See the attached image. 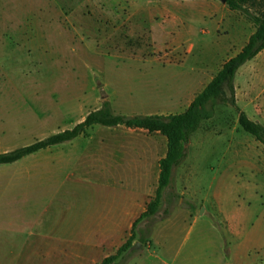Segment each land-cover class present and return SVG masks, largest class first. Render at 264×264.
<instances>
[{
    "label": "rangeland",
    "instance_id": "1",
    "mask_svg": "<svg viewBox=\"0 0 264 264\" xmlns=\"http://www.w3.org/2000/svg\"><path fill=\"white\" fill-rule=\"evenodd\" d=\"M219 4L0 0V153L61 131L48 126L72 129L104 96L116 115L184 112L168 101L214 77L254 33L249 15L264 11V0L242 11ZM222 89L224 102L208 105L211 118L190 136L150 218L173 208L195 216L178 235L186 233L184 249L196 251L199 264H264V146L238 124L243 113L264 128V50ZM99 127L90 130L94 137ZM50 154L0 165V264H37L19 255L32 245V231L8 224L20 223V204L34 201L37 187L63 177Z\"/></svg>",
    "mask_w": 264,
    "mask_h": 264
},
{
    "label": "crops",
    "instance_id": "2",
    "mask_svg": "<svg viewBox=\"0 0 264 264\" xmlns=\"http://www.w3.org/2000/svg\"><path fill=\"white\" fill-rule=\"evenodd\" d=\"M215 6L229 10L221 2ZM212 78L188 84L183 97L168 104L184 111ZM165 113L170 112L148 115ZM96 132L38 151L51 153L55 173L63 171V177L55 185L37 187L34 201L20 204V223L8 224L32 231L27 234L32 245L24 244L19 255L35 257L37 264H101L117 253L134 227L138 241L133 246L139 243V248L132 246L115 264H199L197 252L184 249L186 233L178 235L183 224L197 221L188 210L173 208L155 221L140 218L156 195L159 161L167 153L165 136L121 125Z\"/></svg>",
    "mask_w": 264,
    "mask_h": 264
},
{
    "label": "trees",
    "instance_id": "3",
    "mask_svg": "<svg viewBox=\"0 0 264 264\" xmlns=\"http://www.w3.org/2000/svg\"><path fill=\"white\" fill-rule=\"evenodd\" d=\"M253 1L254 0H227L225 5L231 11H242L244 5ZM249 16L255 26L254 33L248 38L247 43L234 57H231L223 63L217 74L207 84L203 91L193 99L184 112L166 116L116 115L113 113L109 101L104 96L101 108L97 111L90 112L81 123L77 124L72 129L53 134L31 145L0 153V165L15 163L40 150L71 141L78 136L88 137L89 130L95 125L104 127H116L121 125L126 128L144 129L149 133L158 132L165 136L167 140V153L166 156L159 161V181L156 195L154 199L149 202L145 213H143L140 218L152 217L159 207L162 190L170 183L174 168L186 158V146L190 136L197 131L201 122L211 118L212 111L208 108V105L218 100L224 102L223 86H230L238 69L264 50V11L260 16ZM238 124L245 133L251 135L264 146V128L261 125L250 121L243 113L239 115ZM134 241L135 235L133 227L131 236L118 249L117 253L105 258L101 264H115V261L121 254L131 249Z\"/></svg>",
    "mask_w": 264,
    "mask_h": 264
},
{
    "label": "water",
    "instance_id": "4",
    "mask_svg": "<svg viewBox=\"0 0 264 264\" xmlns=\"http://www.w3.org/2000/svg\"><path fill=\"white\" fill-rule=\"evenodd\" d=\"M219 1H220L221 3H223V4H225L227 0H219ZM139 246H140V244H139V243H136V245L133 246L132 249H133V250H134V249H137V248H139Z\"/></svg>",
    "mask_w": 264,
    "mask_h": 264
}]
</instances>
